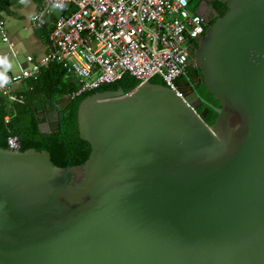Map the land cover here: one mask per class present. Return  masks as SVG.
<instances>
[{"label": "water", "instance_id": "1", "mask_svg": "<svg viewBox=\"0 0 264 264\" xmlns=\"http://www.w3.org/2000/svg\"><path fill=\"white\" fill-rule=\"evenodd\" d=\"M221 1L195 53L214 124L147 82L80 103L81 165L0 147V264H264V0Z\"/></svg>", "mask_w": 264, "mask_h": 264}, {"label": "built area", "instance_id": "2", "mask_svg": "<svg viewBox=\"0 0 264 264\" xmlns=\"http://www.w3.org/2000/svg\"><path fill=\"white\" fill-rule=\"evenodd\" d=\"M36 1L41 9L34 25L42 28L48 17L52 19L48 53L39 60L27 56L31 68L3 76L0 95L22 102L23 96L13 94L12 86L37 79L55 64L77 79L73 98L130 75L139 85L159 78L187 102L178 81L194 65L191 57L206 31L204 18L189 8L191 0ZM0 35L10 43L2 20ZM7 144L11 150L21 148L17 136L9 137Z\"/></svg>", "mask_w": 264, "mask_h": 264}, {"label": "trees", "instance_id": "3", "mask_svg": "<svg viewBox=\"0 0 264 264\" xmlns=\"http://www.w3.org/2000/svg\"><path fill=\"white\" fill-rule=\"evenodd\" d=\"M151 82L163 84L159 78ZM139 84L133 76L127 75L122 80L103 86L94 92L72 97V102L70 98L63 100L62 104L65 108L62 111L64 116L59 121L60 129H56L55 134H52V131L44 133L40 131L38 121L40 111L53 107V98L56 100L72 96L79 87L78 82L69 78L68 72L61 66L54 64L44 68L37 79L28 80L29 89L19 93L23 96L22 102H11L7 97L0 95V147L7 149L8 138L17 136L21 151L32 148L37 151L46 150L51 154L52 161L59 167L81 165L89 158L91 146L80 138L77 120L80 103L96 92L122 89L128 93ZM209 97L213 99L211 95ZM216 118V113L211 111L204 120L212 125Z\"/></svg>", "mask_w": 264, "mask_h": 264}, {"label": "crops", "instance_id": "4", "mask_svg": "<svg viewBox=\"0 0 264 264\" xmlns=\"http://www.w3.org/2000/svg\"><path fill=\"white\" fill-rule=\"evenodd\" d=\"M41 9V3L36 0H0V20L4 22L10 43L2 40L0 35V58L6 62L0 64V74L16 75L22 69L31 68L27 56L39 60L48 53L47 41L52 29V19L48 17L42 28L34 25V18ZM12 44V46L10 45ZM77 81L74 76H69ZM29 89L28 80L12 86L13 94H19ZM69 99L68 97L58 100Z\"/></svg>", "mask_w": 264, "mask_h": 264}, {"label": "flooded vegetation", "instance_id": "5", "mask_svg": "<svg viewBox=\"0 0 264 264\" xmlns=\"http://www.w3.org/2000/svg\"><path fill=\"white\" fill-rule=\"evenodd\" d=\"M198 13L204 18L205 25H206V31L216 22V20L222 15V13L226 10V4L223 3L221 0H199V6L197 8ZM206 31L205 33L199 38V43L204 40L206 37ZM198 43V44H199ZM198 46H196V49L194 51V56L196 53ZM195 62V57H191V62ZM178 84L182 90L187 94V96L194 102L198 103L199 101L195 99L196 95H200V99L204 101L205 103L198 109L199 112H202L205 108H209V112L207 113V116L211 113L213 110V107H219L220 104L209 95H207L204 84H203V77L201 75L200 69L197 68L196 63L192 65L188 70H186L183 75L180 77ZM63 102V100H62ZM60 103H57L59 105V108L57 106L53 105L50 109H42L39 113L38 118L40 119L41 124L46 128L47 130L55 131L56 129L60 128V123L58 121V111L62 113L65 106ZM209 105V106H208ZM45 120H47L49 123L48 125L45 124Z\"/></svg>", "mask_w": 264, "mask_h": 264}, {"label": "rangeland", "instance_id": "6", "mask_svg": "<svg viewBox=\"0 0 264 264\" xmlns=\"http://www.w3.org/2000/svg\"><path fill=\"white\" fill-rule=\"evenodd\" d=\"M198 6H199V0H191L189 4V8L191 11L197 10Z\"/></svg>", "mask_w": 264, "mask_h": 264}, {"label": "clouds", "instance_id": "7", "mask_svg": "<svg viewBox=\"0 0 264 264\" xmlns=\"http://www.w3.org/2000/svg\"><path fill=\"white\" fill-rule=\"evenodd\" d=\"M6 61L3 58H0V64L5 63ZM4 82V77L2 74H0V86H2Z\"/></svg>", "mask_w": 264, "mask_h": 264}]
</instances>
